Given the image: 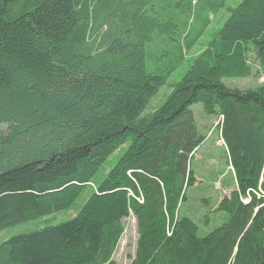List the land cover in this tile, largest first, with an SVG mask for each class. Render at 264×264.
Returning a JSON list of instances; mask_svg holds the SVG:
<instances>
[{"label": "trees", "instance_id": "1", "mask_svg": "<svg viewBox=\"0 0 264 264\" xmlns=\"http://www.w3.org/2000/svg\"><path fill=\"white\" fill-rule=\"evenodd\" d=\"M228 1L0 0V232L84 200L1 242L0 264H118L131 217L130 264H264V84L223 83L264 78V0ZM197 105L236 185L204 237L180 213Z\"/></svg>", "mask_w": 264, "mask_h": 264}, {"label": "rangeland", "instance_id": "2", "mask_svg": "<svg viewBox=\"0 0 264 264\" xmlns=\"http://www.w3.org/2000/svg\"><path fill=\"white\" fill-rule=\"evenodd\" d=\"M241 1L242 0H229L227 5L233 7ZM197 52V50H194L190 54L195 55ZM187 57L189 58V56ZM258 79L259 78L256 79L252 76L245 79H224L223 83L231 89L247 90L264 84V78L261 77V79ZM167 93V89L161 91L158 97L151 102L148 113L156 109L157 106L161 104V101H164V97ZM192 111L196 124L198 125V131L202 136L206 137V140L194 155L191 168L195 173L196 182L193 188L187 190V201L181 207L180 213L182 217H188L194 221L198 227L199 236L204 237L215 228L227 222L226 214L215 213L214 210L223 197L230 195L236 185L233 171L227 165L224 144L216 128L219 119L205 117L201 112L200 105L193 107ZM5 129L6 126L0 125V131H4ZM114 156L110 158L112 162H110L109 168L113 165ZM83 201V198L77 201L71 211L60 213L66 215L60 216L53 214L3 230L0 232V243L12 236L31 233L41 228L71 219L70 217L74 215L73 211L77 213ZM54 220L59 222H53ZM122 225L124 232L113 255V259L118 264H130V257H134L135 254L137 240L136 222L132 218H129L123 220Z\"/></svg>", "mask_w": 264, "mask_h": 264}, {"label": "built area", "instance_id": "3", "mask_svg": "<svg viewBox=\"0 0 264 264\" xmlns=\"http://www.w3.org/2000/svg\"><path fill=\"white\" fill-rule=\"evenodd\" d=\"M259 196H260V195H258V197H259ZM263 197H264V196H263ZM138 201H139V202H142V201H140L139 199H138ZM247 201H248V200H246V201H244V202H247Z\"/></svg>", "mask_w": 264, "mask_h": 264}, {"label": "crops", "instance_id": "4", "mask_svg": "<svg viewBox=\"0 0 264 264\" xmlns=\"http://www.w3.org/2000/svg\"><path fill=\"white\" fill-rule=\"evenodd\" d=\"M230 169H231V167H229ZM232 170V169H231ZM140 200V199H139ZM134 221H135V219L133 218V217H131ZM136 242H137V240H136ZM136 246V245H135Z\"/></svg>", "mask_w": 264, "mask_h": 264}]
</instances>
